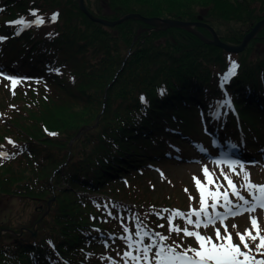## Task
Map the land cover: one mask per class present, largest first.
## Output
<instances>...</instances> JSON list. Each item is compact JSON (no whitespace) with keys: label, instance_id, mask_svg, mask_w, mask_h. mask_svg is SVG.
I'll use <instances>...</instances> for the list:
<instances>
[{"label":"trees","instance_id":"trees-1","mask_svg":"<svg viewBox=\"0 0 264 264\" xmlns=\"http://www.w3.org/2000/svg\"><path fill=\"white\" fill-rule=\"evenodd\" d=\"M1 1L0 35L10 38L0 44V66L21 61L20 75L36 82H23L14 95L7 91L0 96V145L16 153L0 160V264H103L102 257H108L105 242L121 236L134 214L143 218L153 206L129 191L127 180L177 162L174 152L181 147L190 151L186 146L199 100L205 107L223 100L219 76L227 71L229 57L241 63L233 89L242 86V91L235 93L240 117L229 113L225 123L233 130L227 134L240 139L241 134L250 138L262 133L258 120L264 122V113L258 101L264 102V54L251 59L250 50L253 44L264 45V28L238 57L180 28L155 30L136 19L104 25L84 14L79 0ZM84 4L92 17L107 21L128 14L188 22L201 16L222 42L232 45H239L264 17V0ZM30 9H38L45 24L15 36L16 27L6 22L34 19ZM55 12L59 19L51 23ZM54 68L62 74L49 70ZM161 88L166 89L163 96ZM141 95L148 100L147 108ZM208 113L213 128L216 122ZM45 129L58 135L49 136ZM256 141L257 146L264 144L261 138ZM144 224L159 231L153 220L146 218ZM169 241L180 239L175 235Z\"/></svg>","mask_w":264,"mask_h":264},{"label":"snow or ice","instance_id":"snow-or-ice-1","mask_svg":"<svg viewBox=\"0 0 264 264\" xmlns=\"http://www.w3.org/2000/svg\"><path fill=\"white\" fill-rule=\"evenodd\" d=\"M38 13V9H30L29 15L34 17V19L29 21L24 17H19L6 23L9 26L16 27L14 35L18 37L33 26L39 28L45 24L44 16ZM59 15V12L52 13L49 18L50 22L56 23ZM47 35L51 37L52 33H48ZM9 38V36L0 35V44ZM239 67V63L231 60L229 57L228 70L219 76V87L222 90L238 75ZM49 70L56 75L62 74L60 68ZM0 78L10 81L13 95L15 94V88L19 84L30 79L7 74L2 68H0ZM39 82L37 81V83ZM159 94L161 96L165 95L166 89H159ZM140 102L145 108L148 107V100L144 95H141ZM10 107L14 108L15 106ZM224 108L232 110L235 113L231 97L226 91L224 92V99L216 102L215 110L210 113L211 117L220 120L222 115H227L226 112L221 111ZM45 131L49 136L58 135V133L49 132L47 129ZM205 132L207 134V128ZM7 139L8 143L16 147L14 141L10 138ZM213 143L215 144L216 142L213 141ZM2 147L0 145V148ZM199 147L201 151H204L203 146ZM233 147L235 146L233 145ZM15 155L16 153L9 154L6 151H0V160L11 159ZM212 162L219 167V175L207 166H204L201 170L203 180L195 175L192 177L199 195V208L192 206L191 201L195 198L191 195H189L190 205L187 212L169 208L156 210L155 206H152L150 210L151 214L156 215L158 219H167L168 235L149 229L137 214L131 217V220L134 222V232L131 228L122 226L123 235L119 239L125 241L127 248L120 256L123 264H129L130 261L132 264H141V262L142 264H264V234H262L264 233V228L260 227L258 218L252 215L257 209L264 210V184L253 183L250 173L245 170L244 164L239 160L224 161L222 159H215ZM225 163L228 166V171L220 167V165ZM237 166L239 167V171L236 170ZM240 173H243V183L238 185L233 177L240 176ZM161 176L163 177V173H161ZM221 189L223 190L221 191ZM185 192L187 193L188 189H185ZM243 192H247V197L242 194ZM209 200L211 203H209ZM97 207L99 208L100 205H97ZM104 208L107 210L108 216L112 217L113 212L108 210L107 204L104 205ZM218 209H223V211H219ZM244 213L249 214L251 228L245 229L243 233H236L240 241L237 244L234 243L232 233L228 230L225 221ZM177 219L183 220V227L175 222ZM217 223L223 227L224 234L221 233L220 228L215 227ZM210 226L214 228L215 239L212 236L203 235L200 231L201 228L207 229ZM157 227L163 228L164 224H159ZM232 227L236 228L237 226L232 225ZM253 232H255V235H253ZM173 233L177 236L182 233L186 238H194L197 247H193L192 245L184 247L183 241L179 243L176 241H172L171 244L167 243ZM249 241L255 245L254 248L250 245ZM48 243L53 248L55 247L52 241H48ZM241 244L243 245V249L240 247ZM104 246L108 247L107 242H105ZM118 255L120 254L118 253ZM102 259L107 260L109 264H117V261L112 257H102Z\"/></svg>","mask_w":264,"mask_h":264},{"label":"rangeland","instance_id":"rangeland-1","mask_svg":"<svg viewBox=\"0 0 264 264\" xmlns=\"http://www.w3.org/2000/svg\"><path fill=\"white\" fill-rule=\"evenodd\" d=\"M2 3L3 2H1V4ZM137 15H139V14H137ZM139 16L146 18L142 15H139ZM129 20H135V19H129ZM138 20L142 21L140 19H138ZM171 20H174V19H171ZM208 25L215 31V29L210 24H208ZM190 28L199 32L201 35H204L203 33H201L200 31L197 30L200 27H190ZM206 31L208 32V30H206ZM208 33L211 34L210 32H208ZM216 34H217V32H216ZM207 38H211V35H210V37L207 36ZM213 39H214V37L212 36V38L209 40H213ZM262 45L263 44H260V42L251 45V50H250L251 59L254 58V55L264 54V45L263 46ZM244 51H245V49L236 53L235 55H237L239 57L240 54L243 53ZM233 60H236V59H233ZM16 66H17V64H16ZM10 86L11 85H10L9 80L0 78V96L5 95ZM2 117H3V115L0 116V118H2ZM195 121L197 124H198V121H201V115L200 114L198 115V119ZM233 125L236 127V124L233 123ZM230 128L233 130V127L230 126ZM0 129H2V127H0ZM2 133H3V131L1 130L0 134H2ZM212 139H214V138H212ZM212 139L210 140V142L212 141ZM4 150H5V148L2 147L0 151H4ZM176 152L177 151L175 150L174 153H176ZM206 152H207V150L205 151V153ZM183 153L186 154V151H183ZM188 154H193L195 156L198 153L194 152V149H190ZM202 157H203V152L200 153L198 155V157L189 159L188 161L177 160V162H169V163L162 165V166L158 165V167L155 169L153 167V170L148 171V172H144L143 174H140L136 177L132 176L126 182L131 187L129 189V191H132L134 194H136L140 197H145L147 200H151L153 203V206H155L156 210H159L162 208H169V209H179V210L187 212L189 210V205H190L189 195H191L192 197L195 198L193 201H191L192 206L195 208H199V195H198L197 189L194 185L192 177L195 175V176L199 177L201 180H203L204 178H203L201 170L204 166H207L210 170L215 171L216 174L219 175V167L212 162L213 160L209 159L208 157H206V158H202ZM223 157L227 158L226 155H224ZM237 157L240 158V157H245V156L238 155ZM142 158L146 159L147 157L144 156ZM247 158L252 159L251 161L253 164V165H251V167H245V170L248 173H250L251 181L253 183H256V184H264V163H263L264 160L258 161L255 158H249V157H247ZM235 160H239V159H235ZM241 163H243V162H241ZM220 167H223L225 171L229 170L227 164H222V165H220ZM236 170L239 171L238 166H237ZM161 173H163V177L161 176ZM242 177H243V173H240V176H234L233 179L239 185V184L243 183ZM221 179H223V178L221 177ZM185 189H188L187 193L185 192ZM222 190L223 189H221V191ZM242 194L247 197V192H243ZM209 203H211L210 200H209ZM150 210L151 209H148L146 211L147 213L145 214L144 218H147L148 216H150L148 218L150 220H153V224H155L156 226L159 224H164L163 228L158 227L159 228L158 232H160L164 235H168L167 219L166 218L165 219H158L156 215L151 214ZM218 210L223 211V209H218ZM209 211H210V209H209ZM148 213H150V214H148ZM165 215H167V214H165ZM252 215H254L258 218V222H259L260 227L264 228V210L257 209L254 213H252ZM31 218L28 220V222L31 220ZM26 219L27 218H25V220ZM193 219H195V217H193ZM175 222L177 224H179L181 227L184 226L183 220H181V219H177ZM225 223L228 226V230L232 233L234 243H237V244H239L240 241H239L238 237L236 236V233L237 232L243 233L245 231V229L251 228L250 217H249L248 213H244L243 215L237 216L235 218H229L225 221ZM30 225L31 224H29L26 228H28ZM232 225H236L237 227L233 228ZM215 227L220 228L221 233L224 234V229H223V227H221V225L219 223H217L215 225ZM33 228H37L36 223L33 224ZM21 231H22L21 234L24 233L25 228L21 229ZM200 231L203 235L212 236L213 239H215V232H214L213 227L210 226L207 229L201 228ZM5 233L11 234V231H9V230H2L1 231V234H5ZM34 233H30V234L32 236H34ZM262 234H264V233H262ZM12 235H15V234H12ZM16 235H17V233H16ZM121 235H123V234H121ZM175 235L176 234L173 233L170 239H173V236H175ZM253 235H255V232H253ZM119 237H118V239H116V238L113 239V237H112V240L110 242V245L108 247L107 252L109 255H112L116 258L117 264H123V261L120 259V256L123 254L124 251L127 250V248H126L125 241L119 239ZM179 239H180V241H176V242L179 243V242L183 241L184 247H187L188 245H192L193 247H197V243H196L194 238H186L181 233L179 235ZM249 243L253 248L255 247V245L252 244L251 241H249ZM257 243H259V241H257ZM240 247H241V249H243L242 244L240 245ZM153 251H155V250L153 249ZM118 253L120 255H118ZM103 264H109V262L107 260H105V262ZM129 264H132V262L130 261ZM141 264H142V262H141Z\"/></svg>","mask_w":264,"mask_h":264},{"label":"water","instance_id":"water-1","mask_svg":"<svg viewBox=\"0 0 264 264\" xmlns=\"http://www.w3.org/2000/svg\"><path fill=\"white\" fill-rule=\"evenodd\" d=\"M79 7L80 10L86 14L91 20L102 23L104 25L110 26V27H114L116 25L122 24L124 21H127L129 19H140L142 20V22L152 26L155 30H167L169 28H180V29H184L187 30L191 33H193L195 36H197L200 40H202L204 43L206 44H210L213 45L215 47L221 48L227 52H235L238 53L242 50H244L248 44L250 43V41L254 38H256L258 36V34L263 30L264 28V17L258 21L255 25L251 26L250 30L245 34V36L243 37L241 43L237 46H233L230 44H226L223 43L219 36L216 34V32L206 23L202 22L203 17L198 16L197 17V21H183V20H171V19H155V18H143L137 14H128L125 16H122L121 18H119L118 20H114V21H107V20H102L99 18H94L92 17L88 11L87 8L84 4V0H79ZM190 27H200L203 29L208 30V32L211 33V38L212 36L214 37L213 40H209L211 38H207L204 35H201L199 32L193 30ZM40 223V220L38 222H36V225H38ZM36 229V228H34ZM35 235V233H34Z\"/></svg>","mask_w":264,"mask_h":264}]
</instances>
